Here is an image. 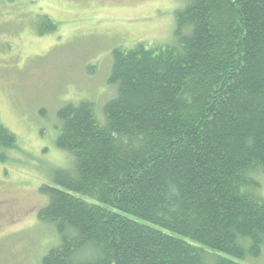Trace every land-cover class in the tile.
Here are the masks:
<instances>
[{
  "label": "trees",
  "instance_id": "16d2710c",
  "mask_svg": "<svg viewBox=\"0 0 264 264\" xmlns=\"http://www.w3.org/2000/svg\"><path fill=\"white\" fill-rule=\"evenodd\" d=\"M175 7L169 42L109 51L114 90L99 109L88 97L34 108L49 120L52 112L54 144L69 156L38 188L47 200L37 218L56 237L41 264L261 256L264 0ZM56 28L46 15L34 23L39 37ZM12 150L17 135L0 121V160Z\"/></svg>",
  "mask_w": 264,
  "mask_h": 264
},
{
  "label": "rangeland",
  "instance_id": "374dc122",
  "mask_svg": "<svg viewBox=\"0 0 264 264\" xmlns=\"http://www.w3.org/2000/svg\"><path fill=\"white\" fill-rule=\"evenodd\" d=\"M176 1L0 0V121L19 144L0 160V264H41L56 239L37 218L47 200L39 186L69 162L48 125L53 108L88 97L99 109L114 90L106 83L109 51L169 42ZM43 15L57 28L39 37L34 23ZM37 106L51 110L50 120ZM250 263L264 264V248Z\"/></svg>",
  "mask_w": 264,
  "mask_h": 264
}]
</instances>
